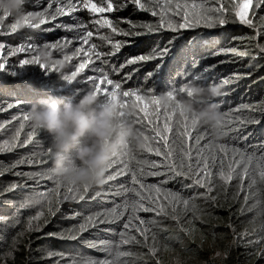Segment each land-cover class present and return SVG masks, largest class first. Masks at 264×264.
I'll return each mask as SVG.
<instances>
[{"label":"trees","instance_id":"16d2710c","mask_svg":"<svg viewBox=\"0 0 264 264\" xmlns=\"http://www.w3.org/2000/svg\"><path fill=\"white\" fill-rule=\"evenodd\" d=\"M35 1L37 2L33 5H26V10H39L42 19L45 15L48 19L55 15L56 4L52 3L48 7L41 8L39 3L45 0ZM105 1L109 2V0ZM72 2L76 3V0ZM110 2L118 10L100 17L86 10H71L69 16H56L55 19L60 24L73 26L76 22L90 25L97 19L108 18L113 21L119 17L117 19L119 24L124 25V29L130 33L126 38L139 43V49L134 50L136 54L145 55L153 52V49L163 50L165 47H171L172 62L165 60L166 71L162 73L163 79L156 88L159 95L172 90L169 85L183 87L186 83L182 81V76L194 64L203 73L204 80L197 81L199 83L208 84L216 81L221 83L225 79H230V83L224 85V94L218 98V101L222 105L221 111L224 115L231 113L233 124L225 126L226 135L220 140H216L207 127L198 126L197 134L204 137L201 140V147H205L206 151L208 147L227 144L229 147L244 150L246 157H253L251 163L245 160L248 167L246 176L244 168L238 166L239 176L234 175L232 181L225 183L219 177L214 178V188L211 193L214 199H205L206 190L190 186L189 180L183 178L169 180L164 185V189L180 192L186 198L198 197L193 201L195 207L189 206L185 211L183 206L178 205L175 212L169 209L167 216H157L151 212L138 213L142 219L146 221L154 219L157 223L155 226L146 225L151 230L147 244L143 237L134 230L131 231L130 234L136 236L138 243L120 246V251L129 254L120 258L117 264H264V179L259 176V172L264 170V148L258 147L264 144V55L255 54L256 66H249L247 65L249 61L241 58V54L228 53L233 49L250 56L254 51L257 53V39H260V43H264V7L255 11V21L260 22L259 32H253L249 27L235 29L231 23H228L226 26L216 27L219 30L211 33H205L202 28H195L191 32L162 31L148 36H135L131 33L144 32L145 29L141 26L156 25L159 17H152L149 12L139 10L131 0H110ZM142 2H145L147 7L159 11V8L148 0ZM64 3H67V0ZM220 3L228 10L233 2L218 0L217 3H212L209 0L206 4L210 5V8H215ZM2 24L3 20H0V25ZM43 27V25L36 29L26 27L16 34H3L2 37H7L1 41L6 42L7 39L10 41L17 36L14 42L18 46L28 43L43 45L45 36L49 34L42 30ZM74 32L67 33L73 36ZM244 41L247 44L243 43ZM253 47L255 49H252ZM245 56L248 58L249 55ZM158 62L160 63L159 60L152 61L150 65L148 62L141 63L139 71L133 76V81L124 84V89L145 86L149 89L155 88L156 79H150L145 83L146 76L142 72L147 65L149 66L147 74L152 72ZM244 72L248 74L245 75ZM13 78L14 75L0 71V125H4L0 127V147L5 141L12 140L16 131L20 130L21 123L25 124L24 129L20 130L21 142L26 138L27 133L33 130L31 121L13 120L11 117L14 114L27 115L32 104L49 101L47 96L37 91L39 87L37 81L46 80L36 73L27 72L18 80ZM134 82L137 83L133 84ZM183 95L180 94L178 97ZM105 99L103 97L102 101ZM122 99L124 100L123 97ZM18 101L20 102L18 108L7 107ZM65 102L67 101L64 99ZM232 102L237 109L233 107ZM175 119H180L178 112ZM136 126L145 135L151 137L152 133L148 127L137 123ZM233 128L237 130L232 131ZM171 140L172 134H170ZM180 145L181 140L176 137L173 146L179 148ZM156 146L154 143L153 147ZM49 147V135L37 130L33 142L24 147L0 152V264H86L88 260H115L117 249L114 245L120 240L117 233L122 230L123 222H101L83 233L78 232V227L89 215L109 211L117 205H122L125 200L131 202L137 199L134 193L124 191L125 188L133 187L131 171H137L142 167L146 172L165 173L162 176L144 177H139L138 174V178L146 185H159L161 181L168 179V174L161 163L163 156L157 157L154 152L148 153L130 144L118 156V160L128 164L131 170L128 174L119 176L102 186H93L88 194L94 197L92 199L64 200L58 205L59 211L56 215L51 216L47 211V198L42 205L21 207L29 197L41 199L37 194L43 192L51 193L49 198L52 200L53 210L57 207L56 196L52 192L55 183L47 179L48 176H54L51 172V156L47 153ZM29 159L35 162L28 163ZM41 160L46 162L41 163ZM152 163H156L158 167L151 168ZM227 163L228 159H225V170ZM121 167H123L122 163L107 169L106 176L114 175ZM13 184L18 187L14 191H9ZM135 187L139 190L138 185ZM60 191L62 199L65 188H61ZM41 210L44 212V217L33 222L32 230H29V220ZM100 219L104 220L105 217ZM37 226L39 230H36ZM72 229L77 231H70ZM69 235L79 238L68 239ZM101 242H108L113 247L105 250L102 247L92 246H99ZM153 247L157 249L155 255L150 253Z\"/></svg>","mask_w":264,"mask_h":264},{"label":"snow or ice","instance_id":"6c2138e0","mask_svg":"<svg viewBox=\"0 0 264 264\" xmlns=\"http://www.w3.org/2000/svg\"><path fill=\"white\" fill-rule=\"evenodd\" d=\"M55 2L58 3L59 0H55ZM131 2L136 5L139 10L149 12L152 17H159L158 23L156 25H142L141 27L145 29L144 32L131 33L135 36H148L154 32L162 31L178 33L181 30L195 29L201 26L206 28H215L218 26H224L230 22H238L248 27H254L253 19L249 18L250 12L252 15H255L256 10L264 7V0H233L232 12L236 19L235 21H230L225 15L228 10L223 7L222 3H220L219 6L215 8L205 7L204 4L209 2V0H201L200 3H189L187 0H184V2H181V0H175V2H173V0H164L163 3H161V0H148V2L158 7L159 11H157L156 8L147 7L146 3L142 2V0H131ZM211 2L217 3L218 0H211ZM66 6L69 10L82 6L83 9L88 10V12L93 14L112 13L113 11L118 10V8H114L110 0L104 7H98L97 4L93 2V0H76L75 4L72 2V0H67ZM65 14L67 13L65 12L64 7L56 8L55 15L52 16L51 19H55L56 16ZM3 17L7 18L9 17V14L4 12ZM176 18H179V20ZM47 22L48 17L45 15V18L41 19L38 25L30 23L28 28L36 29L39 28L40 25ZM95 23L97 25L106 26L107 28L111 29V33H117V28L113 26V21L111 19L101 18L95 20ZM130 27L134 28L135 25H130ZM86 28L87 25L82 22L78 23L75 29L72 27L65 28V30L69 32L76 31L78 34L75 39L82 45H89L87 52L84 51L83 47L76 48L73 55L68 56L70 66H72L71 62L73 61L74 57L81 55L87 56V62L79 63L78 67H76L74 71V73L77 74L82 73L85 68H91L95 73H97L94 76L88 77L87 80L84 81L85 88H87L88 85H92V89H94L99 95L105 97L106 99L122 96L124 100L120 104L121 109L126 106L129 101H132L136 104L137 112L134 116H125L122 111L120 115L127 119L134 120L135 123L140 124L141 126L148 127L152 135L151 137L145 135V140L147 143L142 149L148 153L154 152L157 157L163 156V161L161 163L168 174V179L161 181L159 185H146L144 182H142V179L138 178V174L139 177H144L146 175L162 176L165 175V173L158 171L146 172L142 167L138 168L137 171H131L126 162L118 160L119 154H114L112 159L109 161L107 166L108 169H112L114 165L121 163L123 164V167L119 168L114 175H107L105 183L113 181L119 176H124L131 171V183L133 187L125 188L124 191L134 193L137 199H134L131 202L125 200L122 205H117L109 211L87 216L84 218V222L79 225L78 232L83 233L101 222H123L122 230L117 233L120 236V240L118 244L114 245V247L117 249L115 253L116 259L88 260L86 262V264H117L120 258L129 254L127 252L120 251V246L138 243L136 236L130 234L131 231L134 230L135 233H138L140 237H143L145 244H147L151 230L150 228L146 227V225L151 224L155 226L157 223V221L154 219L148 221L142 219L138 213L151 212L155 213L157 216H167L168 210L171 209L173 212H175L178 205L183 206L185 211L189 209V206H192L193 208L195 207L193 201L198 197L186 198L180 192L164 189V185H166L169 180H175L177 178L189 180L191 181L190 186L204 188L206 190L204 193L205 199H214V197L211 196L214 188V178L219 177L220 180L228 183L233 180L234 175L237 177L239 176V173L237 172L238 166L244 168V174L246 176L248 173V167L245 164V160H247V163H251L253 157H246L244 150L236 147H229L227 144H217L214 148L208 147L206 151L205 147H201V140H203L204 137L197 134L198 125L193 123L188 116L183 114L182 111L178 113L180 119H175L178 105H162L160 101V95L158 94L156 88L149 89L145 86L125 90L124 84L131 78L130 74L128 76L122 77L121 81H116L110 78L109 72H105L103 68L97 69L93 67L95 61L97 60L100 61L101 64L105 62L104 53L98 51V45L92 42L94 32L84 31ZM18 30L19 29L17 26L13 23L9 26V34L17 33ZM80 31H84L83 36L79 35ZM120 34L128 36L130 33L123 32L121 30ZM98 38L105 40L108 44H111L113 51L108 53V56L115 55V53L119 52V50L124 46L119 41L113 43L109 36H100ZM72 44L73 40L65 39L62 42L57 41L55 43H51L49 46L59 52L63 49H68ZM258 47L260 52L264 54V46ZM32 50L33 46L31 43L27 45L21 44L16 48H11L6 46L5 43H0V70H4L9 66V55L15 57L17 53L32 52ZM153 51L155 52L156 50L153 49ZM171 52V47H165L163 50L157 52L156 55H140L139 57L127 60L126 64L120 65L119 68L112 66L109 71L112 75H116L128 65L159 60L160 63L156 64L153 71L146 75L145 83H147L148 80H155L157 77L161 76L165 59L170 56ZM37 63L38 61L36 59V55H33L29 59H19L18 64L16 65L23 66L26 64ZM41 67L44 66L41 65ZM193 67H195V64ZM238 78L239 77H237V79ZM221 83H223V85H227L230 83V79H225ZM169 87H171L172 90H169L168 94L173 100H175L180 94H184L186 91L183 87H175L171 85H169ZM19 106L20 102L18 101L15 104H9L7 107L18 108ZM15 119L23 120L25 122L30 121L28 115H22L20 117H16ZM232 124L233 120L231 119V113H225V119L221 126L223 129H225L226 125ZM3 126L4 125H0V127ZM24 127L25 124L21 123L20 130L24 129ZM20 130L16 131L15 136L11 141L4 142V145L0 147V152L4 151L5 149L12 150L17 147H24L30 142H33L34 137L37 136V130L39 129L33 126V130L27 133L26 138L22 142L20 141ZM231 130L236 131L237 129L233 128ZM170 134H172L171 141ZM176 137H179L181 140V145L179 148L173 146ZM189 141H192V143H189ZM154 143L157 145L156 147H153ZM41 147H43L42 143ZM258 147L264 148V144H260ZM47 153L49 156H51L50 148L47 149ZM225 159H228L227 170H225ZM33 162L35 161L31 159L28 160V163ZM44 162L46 161L41 160V163ZM21 163H24V161H21ZM150 167L157 168L158 165L156 163H152ZM214 169L216 171H214ZM18 175L22 174L18 173ZM259 176L261 179H264V170L259 172ZM47 179L52 180L55 183V188L52 190L56 196L57 207L55 210H53L52 200L49 198L51 193L49 192L38 193L37 195L41 197V199H36L33 197L27 198L25 204L21 205V207L30 208L36 205H42L44 203V199L47 198L48 214L54 216L56 215V212L59 211L58 205L63 203L64 200L71 199L75 201H83L85 199L94 198L88 195L92 189V186H66L54 176H48ZM136 185L139 186V190L135 187ZM17 187V185L13 184L9 188V191H14ZM61 188H65V194L63 195L62 199L60 191ZM96 195H99V193H96ZM43 217L44 212L42 210L33 216L29 220V230H32L33 222L39 221ZM101 217H105V219L101 220ZM107 218H110V220ZM45 223H47V221H45ZM36 230H39V226H37ZM70 231H77V229H72ZM67 238L75 240L79 237L75 235H69ZM92 246L102 247L105 250L113 247V245L109 244L108 242H101V245L99 246ZM156 252L157 249L155 247L150 249V253L152 255H155Z\"/></svg>","mask_w":264,"mask_h":264},{"label":"clouds","instance_id":"9594fccd","mask_svg":"<svg viewBox=\"0 0 264 264\" xmlns=\"http://www.w3.org/2000/svg\"><path fill=\"white\" fill-rule=\"evenodd\" d=\"M27 3L28 0H0V12L8 13L18 29L29 27L30 23L38 25L42 13L27 11ZM68 56L66 53L57 54L47 43L36 48L39 65L55 71L60 79L72 82L76 80L77 74L65 71L70 67ZM171 59L170 56L166 61L172 62ZM165 62L162 73L166 71ZM148 67L143 68L144 76ZM138 71V68L133 71V76ZM162 73L156 78L155 88L163 79ZM191 73L192 76H187ZM202 75L197 66H191L185 73L187 77L182 76V81L186 83L183 85L186 90L184 95L173 100L166 91L160 94V101L166 106L178 105V113L182 111L193 123L209 128L213 137L220 140L226 135L221 126L225 115L218 101L224 94V85L197 82L204 80ZM48 83L39 84L37 91L47 96L49 101L32 104L27 115L34 127L50 137L52 174L66 186L104 185L107 166L114 154H119L130 144L142 149L147 143L145 133L136 126L135 121L120 115L122 111L125 116H134L137 112L136 104L129 101L121 109L122 96L102 101L101 95L94 89L85 91L76 101L69 99L60 104L63 97L49 89Z\"/></svg>","mask_w":264,"mask_h":264},{"label":"rangeland","instance_id":"374dc122","mask_svg":"<svg viewBox=\"0 0 264 264\" xmlns=\"http://www.w3.org/2000/svg\"><path fill=\"white\" fill-rule=\"evenodd\" d=\"M36 2L37 1H35V0H28V3L26 5H33ZM59 2H61L63 4L62 5H58L57 2H55V0H45L44 2H41L39 4H40L41 8L42 7H48L52 3L56 4L57 8L64 7L65 8V12L67 14L59 15L57 17H67V16H69L68 13L71 10H69L68 7L66 6L67 3H64L65 0H59ZM93 2H95L98 7H104L107 4V2L105 0H98V1L93 0ZM161 2H164V0H161ZM173 2H175V0H173ZM181 2H184V0H181ZM187 2H189V3H192V2L200 3L201 0H187ZM232 2H233V0H232ZM73 3L75 4V2H73ZM232 4L233 3L230 4L229 9H228L227 13H225V15L230 21H235L236 18L233 15V12H232ZM204 6L207 7V8L211 7L210 5H207L206 3L204 4ZM72 10L82 11V10H85V9H83L82 6H80V7H77V8H73ZM27 11L38 12L39 10H30V9H28ZM86 11H88V10H86ZM90 14H93V13H90ZM103 14H106V13L96 14V15L100 17ZM255 15H252V13L250 12L249 18L253 19L254 27H249V28H252L253 32H255V31L259 32L258 26H259L260 22H256L255 21ZM117 19H119V17H117ZM117 19L113 20V26L117 28V33H111V29L107 28L106 26L97 25L95 22L90 24V25L86 24L87 28L84 31H93L94 32V37H93L92 42L96 43L98 45V51L104 53L105 62L103 64H101V62L97 60V61H95V64L93 65V67H95L97 69L103 68V70L105 72H109L110 78H112V79H114L116 81H121L122 77L128 76L130 74L131 78L129 80H127V82L125 83V84H129L134 79L132 72L136 71L137 68H139L141 63L135 64V65H128L127 67H124L116 75H112L109 70H110V68L112 66H115L116 68H119L120 65L126 64L127 60L139 57L140 55H144V54H136V52H134V50H138L139 49V43L137 41L130 40V39L126 38L127 36H124V35L120 34L121 30L123 32H127V31L124 29V25L119 24V21ZM176 19L179 20V18H176ZM0 20H3V24L0 25V43H5L6 46L11 47V48L19 47L14 42V40H16L17 36L15 38H13V39H10V41H9V39H7L6 42H2L1 41L5 37H7V36L2 37L3 34L4 35H10L9 34V26L13 23V21H12V18L10 16L7 17V18H4L3 17V12H0ZM230 23H231V25H233V27L235 29H239V30L243 29L244 27H248V26L242 25V24H240L238 22H230ZM77 24L78 23L76 22L73 26H69L66 23L64 25V24H60L59 21H57L56 19L49 18L47 23L42 24L44 26L42 28V30H44L47 33H49L44 38V40H45L44 44H46V43L47 44H51V43H55L57 41H61L62 42L63 40L68 39V40H73V44L70 45L68 49H63V50L57 52V54L66 53V54H69V55H73L74 50L76 48H81V47H83L84 51L87 52L89 45H82L79 41H77L75 39V37L77 36L78 33L75 31L74 32L75 34H73V36H70L67 33L68 31L65 30L66 27H72L73 29H75ZM58 26H64V27H58ZM199 28H202L205 33H211V31L219 30L216 27L215 28H206V27L201 26ZM193 30L194 29L181 30L180 32H186V31L191 32ZM63 31H66V33H63ZM84 31H80L79 35L83 36L84 35ZM13 34H16V33H13ZM100 36H109L113 43L119 41L124 46L119 50V52L115 53V55L108 56V53L113 51L112 46H111V44H108L105 40L99 39L98 37H100ZM259 40L260 39H257L258 46H264V43H260ZM143 43H145V41ZM243 43L247 44L246 41H244ZM32 46H33L32 52L17 53L15 57L9 55L8 56L9 62H10L9 66L6 67L4 70H0V71L2 73L6 72L7 74L14 75V78H13L14 80H18V78L20 76H22V77L25 76L27 72L36 73L37 76L42 77L44 80H46V81H44V83H46L47 81L49 82L47 84V87L49 89H51L55 94H58V95L63 97L59 101L60 104L64 103V99L66 101H68L69 99H71L73 101H76V100H78L80 98L81 95L84 94L85 91H87L89 89H92V85H88V87L85 88V84H84V81H86L88 77L94 76V75L97 74L91 68H85V70L82 73H77L75 81L68 82L67 80L60 79V77L57 75V73L55 71H50V69L48 70L46 67L42 68L41 65H39L38 63L37 64H26V65H23V66L16 65V64H18L19 59H29L33 55H36V48L38 46H40V45H32ZM258 46H257V50H258L257 53H256V51H254V52H252L251 56H250V54H245L244 52H243V54L242 53H238L234 49L230 50L228 53L229 54H233V53L241 54V58L247 59L249 61L247 63V65L256 66V63H257V59L256 58L257 57H256L255 54H259V56L264 55V54H262L260 52V49H259ZM252 49H255V47H253ZM160 50H161V48L157 49L155 52L153 51V52L145 54V55H156L157 52H159ZM245 55H249V56H247L248 58H246ZM168 58H166V59H168ZM87 59H88V57L84 56V55L74 57L73 61L71 62L72 66L68 67L65 71L67 73H69V74L74 72L75 68L78 67L79 63L87 62ZM151 62L152 61H149L148 65H150ZM145 63H147V62H145ZM148 70L149 69L147 68L145 71H148ZM197 70L200 71L198 68H197ZM244 73H245V75L248 74L246 72H244ZM192 75L193 74L191 73L190 75H187V76H192ZM187 76L184 75L183 78H186ZM50 82H53V83H50ZM41 83H42L41 80L37 81V85H39ZM216 83H218V81H216ZM28 91L29 90L27 89V92ZM102 99H103V96H101V100ZM231 104H233V102ZM233 107H236V109H237V106L235 105V103L233 104ZM20 116L21 115L14 114V116L11 117V118L13 120H17L15 118L16 117H20Z\"/></svg>","mask_w":264,"mask_h":264}]
</instances>
